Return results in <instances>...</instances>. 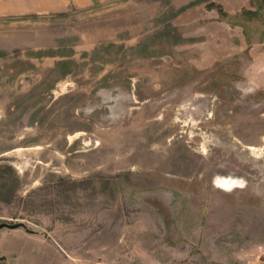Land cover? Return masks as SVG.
I'll list each match as a JSON object with an SVG mask.
<instances>
[{"label":"rangeland","instance_id":"obj_1","mask_svg":"<svg viewBox=\"0 0 264 264\" xmlns=\"http://www.w3.org/2000/svg\"><path fill=\"white\" fill-rule=\"evenodd\" d=\"M2 221L70 264H264V0L0 22Z\"/></svg>","mask_w":264,"mask_h":264},{"label":"crops","instance_id":"obj_2","mask_svg":"<svg viewBox=\"0 0 264 264\" xmlns=\"http://www.w3.org/2000/svg\"><path fill=\"white\" fill-rule=\"evenodd\" d=\"M109 1L111 0H0V22H29L41 15L85 10ZM0 257H3L0 264H12L11 261L18 264H70L63 252L55 243H50L45 235L19 227L5 230L0 228Z\"/></svg>","mask_w":264,"mask_h":264},{"label":"water","instance_id":"obj_3","mask_svg":"<svg viewBox=\"0 0 264 264\" xmlns=\"http://www.w3.org/2000/svg\"><path fill=\"white\" fill-rule=\"evenodd\" d=\"M19 226H25V224L21 221L17 222H7V221H2L0 222V228H17Z\"/></svg>","mask_w":264,"mask_h":264},{"label":"trees","instance_id":"obj_4","mask_svg":"<svg viewBox=\"0 0 264 264\" xmlns=\"http://www.w3.org/2000/svg\"><path fill=\"white\" fill-rule=\"evenodd\" d=\"M243 13H244L245 15H247V16H252V15L255 14L253 10H247V11H244ZM0 260H2V258H0Z\"/></svg>","mask_w":264,"mask_h":264}]
</instances>
